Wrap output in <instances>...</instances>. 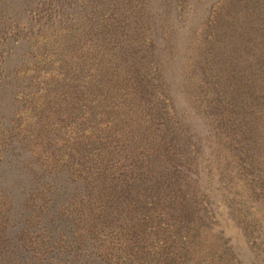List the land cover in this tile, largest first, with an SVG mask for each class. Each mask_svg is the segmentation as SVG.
<instances>
[{
  "label": "rangeland",
  "instance_id": "rangeland-1",
  "mask_svg": "<svg viewBox=\"0 0 264 264\" xmlns=\"http://www.w3.org/2000/svg\"><path fill=\"white\" fill-rule=\"evenodd\" d=\"M103 3L0 0V264H264V42L235 82L217 37L250 13Z\"/></svg>",
  "mask_w": 264,
  "mask_h": 264
},
{
  "label": "trees",
  "instance_id": "trees-1",
  "mask_svg": "<svg viewBox=\"0 0 264 264\" xmlns=\"http://www.w3.org/2000/svg\"><path fill=\"white\" fill-rule=\"evenodd\" d=\"M103 1L104 0H92L91 7H101L104 5ZM229 2L230 3L225 8L227 13H230L231 11L235 10L236 7H242L240 11H243L245 16L247 17L250 13L252 19L251 22H255L253 23L255 26H252L251 23H245L246 26L243 28V30L246 32H243L241 28L235 26L238 24L239 21L237 17L233 16L231 19H225L223 17L225 19L224 29L223 31L218 32L217 34V37H219L221 42L223 43V64L219 62V68H222L223 66L224 69H228V66H230L231 69L234 68L233 71H231L230 73L231 78L233 76L234 78H236L234 81L239 82L242 81V79H245L243 76L244 73L241 72L242 63H246V68L248 69V72L250 70L251 72H254L255 65L259 63V57H257V54L261 51L263 52L262 45L264 42V28L262 30L259 29L257 27V24L259 22L262 23V21L264 20V0H242L241 3H238L235 0H229ZM245 7H252V9L248 10V8L246 9ZM92 9L93 8H90V11ZM92 12H94V10ZM231 69H229V71ZM142 78L143 76H141L139 79ZM234 84H237L235 86L239 87L238 83ZM256 84L257 82H255L254 86H256ZM122 88L125 90L129 88L128 86L126 87V80L123 82ZM107 152L100 151V157L106 155ZM96 162H99L98 165L103 163V158L98 159ZM100 184L101 186L97 189L104 190L106 188V183L104 179L100 180ZM138 195L139 198L142 197L141 192H138Z\"/></svg>",
  "mask_w": 264,
  "mask_h": 264
}]
</instances>
